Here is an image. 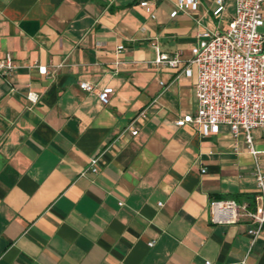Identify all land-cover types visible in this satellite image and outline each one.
<instances>
[{"label": "crops", "instance_id": "crops-1", "mask_svg": "<svg viewBox=\"0 0 264 264\" xmlns=\"http://www.w3.org/2000/svg\"><path fill=\"white\" fill-rule=\"evenodd\" d=\"M147 1L0 0V57L16 63L0 72V264H264V225L252 241L249 217L209 211L217 198L254 207L244 137L176 125L194 111L195 72L152 62L189 57L235 0L218 13L215 0ZM251 133L263 150V128Z\"/></svg>", "mask_w": 264, "mask_h": 264}, {"label": "built area", "instance_id": "built-area-1", "mask_svg": "<svg viewBox=\"0 0 264 264\" xmlns=\"http://www.w3.org/2000/svg\"><path fill=\"white\" fill-rule=\"evenodd\" d=\"M215 2L214 13H218L223 9V0ZM140 4L148 6V1L140 0ZM235 7V14L225 30L200 32L189 57L182 59L179 53L157 51L152 62L174 67L178 72H195L194 111L177 117L176 125L192 124L198 132L210 133L215 132L219 124H227L233 137L240 134L244 137L246 150L253 157V175L258 189L254 207L249 208L248 203H239L234 198H217L210 202L209 211L211 219L217 223L249 217L255 223L247 229L253 241L264 225V169L258 165L259 153L264 149L257 148L251 133L253 128L264 129V33L259 30L264 24V0H235ZM15 65L10 54L0 57V72L9 73ZM38 71L45 73V65H39ZM78 84L82 89L94 91V84L87 80ZM113 91V87L103 86L95 93L105 104ZM27 96L36 98L30 92ZM131 133H137V128H132ZM98 161V157L90 160L92 171L98 170ZM147 242L154 244V240ZM205 264L213 263L205 260Z\"/></svg>", "mask_w": 264, "mask_h": 264}, {"label": "rangeland", "instance_id": "rangeland-1", "mask_svg": "<svg viewBox=\"0 0 264 264\" xmlns=\"http://www.w3.org/2000/svg\"><path fill=\"white\" fill-rule=\"evenodd\" d=\"M264 130V129H263ZM252 131V130H251Z\"/></svg>", "mask_w": 264, "mask_h": 264}]
</instances>
